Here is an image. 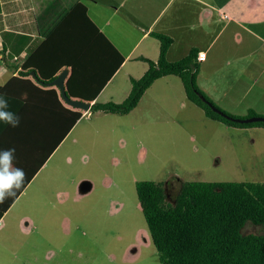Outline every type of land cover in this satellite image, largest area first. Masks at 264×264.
I'll list each match as a JSON object with an SVG mask.
<instances>
[{
    "label": "rangeland",
    "instance_id": "1",
    "mask_svg": "<svg viewBox=\"0 0 264 264\" xmlns=\"http://www.w3.org/2000/svg\"><path fill=\"white\" fill-rule=\"evenodd\" d=\"M82 1L96 10L94 21L108 13L109 36L135 32L128 15L114 9L120 0ZM258 40L246 45L252 51L245 57L239 46L235 56L200 65L198 87L230 114L264 117V40ZM142 48L157 59L155 38L141 41L136 54ZM146 66L127 60L97 101L122 102ZM141 180L163 183L169 202L187 181L264 183V126L206 117L176 75L155 80L126 114L88 111L1 221L0 264H161L136 195ZM262 229L247 222L242 232Z\"/></svg>",
    "mask_w": 264,
    "mask_h": 264
},
{
    "label": "crops",
    "instance_id": "2",
    "mask_svg": "<svg viewBox=\"0 0 264 264\" xmlns=\"http://www.w3.org/2000/svg\"><path fill=\"white\" fill-rule=\"evenodd\" d=\"M98 1L95 0V3ZM76 2L86 7L88 18L124 58L106 84L125 66L127 60L138 61L139 56L149 58L146 49L142 48L139 54H136V51L141 41L147 37H153L150 35L152 31L172 38V44L167 51L169 61H174L173 54L181 58L191 48H195L202 53L201 55L204 54L199 60L201 66L202 63L208 64L210 59H217L227 52L235 56V49L239 46L244 48L242 56L245 57L247 52L252 51V47L248 50L245 48L246 45L251 44L253 37L256 40L259 38L258 41L264 40L262 25L264 0H120L114 9H122L129 17L126 23L135 28V32L134 30L126 32L125 37L109 36L105 30L110 24L108 13L104 12L102 17L99 12V15H96L97 20L94 21L91 12L96 10L92 9L90 12V7L82 0H0V89L8 103L5 110L19 117V125L16 127L0 120V137L3 136V140L5 139L0 146V153L15 149L12 165L25 172L21 192L16 196L20 188L14 189L15 196L7 197L0 203V223L18 198L25 194L35 175L49 159L37 168L43 151L38 146L31 147L28 141L39 138L42 129L40 125L30 132L28 130L30 123L43 121V116L51 117L54 110H58L56 100L66 108L77 110L63 101L55 86L46 84L50 81L39 82L36 70L40 73L38 69L43 66L44 70L50 73L55 68V61H59H53L54 53L61 56L60 59L69 58L65 63L72 62L74 67L80 66L81 69L76 72L82 77H86L92 66L94 71L98 64L94 62L91 65L88 60L94 54L101 53L99 45L96 48L100 39L97 35L93 37L84 35L89 25L80 9L71 8ZM102 18L104 20L100 24L105 26H100L97 22ZM59 25L61 30H57ZM74 26L78 27L76 32H72ZM255 27L259 30L253 31ZM131 31L133 33H129ZM83 40L85 42L93 40L91 43L93 46L80 44ZM261 44L260 42L253 49H260ZM96 49L98 50L95 51ZM157 49H159L158 40ZM101 66H104L103 62ZM62 69H67L64 79V86H66L71 69L70 66ZM32 72L35 76L31 75ZM98 72L100 80L106 70L101 68ZM93 81L90 80V84L85 83L88 86V92L98 85V82L91 84ZM106 84L90 103L97 101V97ZM80 111L82 115L88 113ZM28 177L30 179L27 182Z\"/></svg>",
    "mask_w": 264,
    "mask_h": 264
},
{
    "label": "trees",
    "instance_id": "3",
    "mask_svg": "<svg viewBox=\"0 0 264 264\" xmlns=\"http://www.w3.org/2000/svg\"><path fill=\"white\" fill-rule=\"evenodd\" d=\"M71 8L80 9L89 25L84 35L91 37L97 35L100 39L96 48L99 45L101 53L94 54L88 60L91 65L98 62L96 68L93 71V66L90 67V72L86 77H82L76 72L81 69L80 66L74 67L72 62L65 63L69 58L60 59L61 56L54 53L53 61L59 60L54 63L55 68L49 73L42 66L38 69L40 73L36 70V77L42 83L51 81L61 68L70 66L65 86L66 94L90 102L119 68L124 58L88 18L86 7L82 3L76 2ZM77 28L74 26L72 32H76ZM61 29L59 25L57 30ZM150 35L159 42L158 57L156 60L144 56L137 57L147 62L148 67L139 78H131L132 85L128 96L120 103L94 101L89 111L126 114L137 105L143 93L155 80L167 75H176L184 86L187 98L200 107L206 117L234 127L264 126L263 121L239 123L229 119L228 116L243 119L253 114L251 112L244 116L230 114L204 94L196 83L200 61L195 48H191L185 56L169 61L167 51L172 44V38L154 31L150 32ZM91 43L93 40L88 42L83 40L80 44L92 45ZM91 51L94 53L93 49ZM101 62L104 66H101ZM101 68L106 72L99 80L98 71ZM90 80H94L91 84L98 82V85L88 92L85 83L90 84ZM2 93L0 89V97L4 98ZM55 102L58 103V110H54L51 117L43 116V121L32 122L28 127L30 132L36 126L41 125L42 129L39 138L28 141L31 147L42 148L37 168H40L64 136L83 117L80 110L66 108L58 100ZM0 138L1 146L5 139L3 140V136ZM29 179L30 177L27 182ZM22 189L23 187L19 189L16 196ZM135 190L161 264H264V183L187 181L181 184L174 202L166 200L163 183L141 180L136 182ZM247 222L262 226V231L244 234L242 228Z\"/></svg>",
    "mask_w": 264,
    "mask_h": 264
},
{
    "label": "clouds",
    "instance_id": "4",
    "mask_svg": "<svg viewBox=\"0 0 264 264\" xmlns=\"http://www.w3.org/2000/svg\"><path fill=\"white\" fill-rule=\"evenodd\" d=\"M201 54V52H198V60L203 58L204 54ZM7 107V100L0 97V120L5 121L13 127L18 126L19 117L12 112L6 111ZM14 151L15 149H8L0 153V203L7 197L15 196L14 189L21 188L25 179L24 170L15 168L12 165Z\"/></svg>",
    "mask_w": 264,
    "mask_h": 264
},
{
    "label": "water",
    "instance_id": "5",
    "mask_svg": "<svg viewBox=\"0 0 264 264\" xmlns=\"http://www.w3.org/2000/svg\"><path fill=\"white\" fill-rule=\"evenodd\" d=\"M67 74V69H62L57 75L56 77L51 80L50 82L46 83L48 85H53L55 86L61 95V98L63 99V101L68 104L69 106L73 107V108H77L80 109L84 112H88V110L91 107V103L85 100H81L79 98H72L69 97L66 94V90H65V86H64V79L65 76ZM31 75L35 76V73L32 72ZM214 110L218 111L219 113H222L221 111H219L217 108L213 107ZM229 119L233 120V121H238L239 123H250V122H257V121H263L264 122V117H257V116H251L248 118H233L228 116Z\"/></svg>",
    "mask_w": 264,
    "mask_h": 264
},
{
    "label": "flooded vegetation",
    "instance_id": "6",
    "mask_svg": "<svg viewBox=\"0 0 264 264\" xmlns=\"http://www.w3.org/2000/svg\"><path fill=\"white\" fill-rule=\"evenodd\" d=\"M164 191H165V189H164Z\"/></svg>",
    "mask_w": 264,
    "mask_h": 264
}]
</instances>
